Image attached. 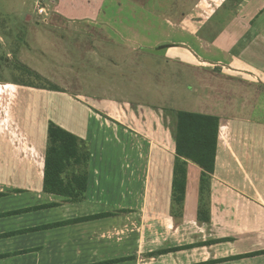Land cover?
<instances>
[{
    "label": "crops",
    "instance_id": "0c3cea01",
    "mask_svg": "<svg viewBox=\"0 0 264 264\" xmlns=\"http://www.w3.org/2000/svg\"><path fill=\"white\" fill-rule=\"evenodd\" d=\"M238 1L183 0L178 24L195 40L157 46L194 71L188 110L102 107L0 81V264H264V0ZM233 7L237 17L217 30L213 21ZM179 112L216 117L219 127L205 196L201 169L187 162L173 218ZM49 123L88 145L78 202L43 192Z\"/></svg>",
    "mask_w": 264,
    "mask_h": 264
},
{
    "label": "rangeland",
    "instance_id": "374dc122",
    "mask_svg": "<svg viewBox=\"0 0 264 264\" xmlns=\"http://www.w3.org/2000/svg\"><path fill=\"white\" fill-rule=\"evenodd\" d=\"M182 2L0 0V81L57 87L102 107L168 105L188 110L194 102V71L165 59V51L157 49L172 43L190 46L195 40L180 30ZM173 4L177 7L168 10ZM40 9L63 16H38ZM233 9L226 17L218 14L213 21L217 30L237 17L238 8ZM260 106L264 109V97Z\"/></svg>",
    "mask_w": 264,
    "mask_h": 264
},
{
    "label": "trees",
    "instance_id": "16d2710c",
    "mask_svg": "<svg viewBox=\"0 0 264 264\" xmlns=\"http://www.w3.org/2000/svg\"><path fill=\"white\" fill-rule=\"evenodd\" d=\"M46 88L59 91L57 87ZM218 127L219 120L216 117L187 112L177 114L171 203L173 218L181 217L187 162L201 169L200 195L205 196L214 166ZM88 162V145L55 124L49 123L43 192L63 197L72 203L82 200L86 192ZM199 204L198 221H207L204 197L200 199Z\"/></svg>",
    "mask_w": 264,
    "mask_h": 264
},
{
    "label": "built area",
    "instance_id": "2783aa9c",
    "mask_svg": "<svg viewBox=\"0 0 264 264\" xmlns=\"http://www.w3.org/2000/svg\"><path fill=\"white\" fill-rule=\"evenodd\" d=\"M41 1V0H40ZM38 16L44 15L45 17L47 16V12H43V10H39V12H37Z\"/></svg>",
    "mask_w": 264,
    "mask_h": 264
}]
</instances>
